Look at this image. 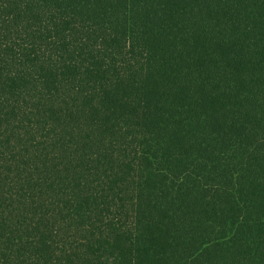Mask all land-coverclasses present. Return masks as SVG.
<instances>
[{"label":"trees","instance_id":"obj_1","mask_svg":"<svg viewBox=\"0 0 264 264\" xmlns=\"http://www.w3.org/2000/svg\"><path fill=\"white\" fill-rule=\"evenodd\" d=\"M0 264H264V0H0Z\"/></svg>","mask_w":264,"mask_h":264}]
</instances>
